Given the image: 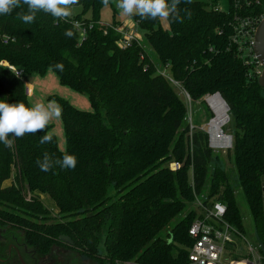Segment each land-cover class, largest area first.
I'll list each match as a JSON object with an SVG mask.
<instances>
[{
	"label": "trees",
	"instance_id": "1",
	"mask_svg": "<svg viewBox=\"0 0 264 264\" xmlns=\"http://www.w3.org/2000/svg\"><path fill=\"white\" fill-rule=\"evenodd\" d=\"M218 2L180 0L179 18L169 17L168 29L160 19L132 16L143 35L126 49L115 30L122 24L101 22L102 0H79L73 7L81 12L68 22L42 11L32 24L18 19L20 9L0 15V100L32 106L11 66L27 74L52 71L62 85L86 94L93 108L78 110L58 99L65 152L55 136L40 143L49 125L15 138L12 148L0 143L1 227L23 232L42 256L66 236L96 262L187 264L189 230L201 218L190 205L209 185L211 201L226 207L225 221L243 233L228 176L220 167L210 174L209 135L188 123L177 85L191 102L220 94L229 107L234 132L228 154L264 247V89L258 63L239 43L242 21L259 20L264 0H228L226 11ZM73 22L85 30L83 38ZM67 29L73 38L64 35ZM57 63L63 71L51 67ZM66 152L76 156L75 169L54 165L43 172L36 164L45 153L55 161ZM171 163L181 168L174 172ZM40 195L57 210L48 227L36 221L50 213Z\"/></svg>",
	"mask_w": 264,
	"mask_h": 264
},
{
	"label": "rangeland",
	"instance_id": "2",
	"mask_svg": "<svg viewBox=\"0 0 264 264\" xmlns=\"http://www.w3.org/2000/svg\"><path fill=\"white\" fill-rule=\"evenodd\" d=\"M210 2L211 0H204ZM219 7L226 11L229 7L228 0H219ZM81 12L80 7H73V16L77 13ZM88 14L86 15V17ZM115 18L116 22H120L122 25H125L127 28L131 29L137 37H141L143 35L142 31L137 27V24L133 21L132 16L127 17L120 14V10L116 7V0H112V3L107 7H104L101 10V22L106 25H110ZM161 20V19H160ZM162 26L165 29H168V23L166 20H161ZM121 27V26H120ZM149 51V50H148ZM160 71L166 75L170 76V70L168 68H160ZM22 80L26 86V84L31 85V93L29 96L30 104L33 105L35 103H44L47 104L49 101H58V99L66 100L73 107L78 110L92 112L93 108L90 104L89 98L86 94H81L73 89L62 85L57 76L52 72L48 71L45 75L39 74H27L23 73ZM176 91L179 95L184 99L188 106V123L192 128H200L201 130H205L208 132L209 122L215 118L216 114L213 109L209 107L206 100L208 96L204 97L200 101H189V98L186 94H184L176 85ZM58 103V102H57ZM213 117L211 120L210 118ZM50 131L53 136L56 137L59 149L62 152H65L67 149L66 138L64 133V126L61 120L53 119L50 123ZM222 130L226 135H232L234 132V125L232 123L227 122ZM208 134V133H207ZM210 147V145H209ZM220 167L223 169L228 176L231 187L233 188L236 196V203L239 210V213L244 222V231L242 236H236L233 234L234 245L227 246L228 254L231 253V256L235 257L233 252L242 253L244 256L248 254V247L251 245L253 248H259V242L256 235V223L253 215L250 212V209L247 205L244 193L239 185V181L237 178L236 170L233 166V159L229 156L228 150H218L213 149V162L210 165V174L214 168ZM40 199L43 201L44 205L50 209V213L46 215V219L40 218L37 221L39 225L42 226H50L53 224L54 219L56 217L57 210L54 203L50 200V198L46 195H40ZM204 202L211 201L209 198V185L203 190V193L199 196ZM199 199L194 200V203L190 205V209L195 210L197 214L200 215L198 203ZM178 219H175L170 226H173ZM4 228L0 229V264H23L18 257V254L15 253L14 249L11 250V254H9L8 246L12 243V234L14 233V237L18 240L19 243H23L24 233L13 230L12 228H6L7 239H3V231ZM5 231V230H4ZM12 231V232H11ZM12 233V234H9ZM11 236V237H9ZM164 236V233H162ZM103 255V250L100 251ZM44 260V264H108L105 262H96L86 257L80 255L77 250L73 247L62 244H56L52 247L50 253L45 257H40ZM232 259V258H231ZM4 261V262H3Z\"/></svg>",
	"mask_w": 264,
	"mask_h": 264
},
{
	"label": "clouds",
	"instance_id": "3",
	"mask_svg": "<svg viewBox=\"0 0 264 264\" xmlns=\"http://www.w3.org/2000/svg\"><path fill=\"white\" fill-rule=\"evenodd\" d=\"M105 7L109 5V0H102ZM79 0H0V15H9L15 9H20L17 13L18 19L25 24H32L38 12L50 14L55 20L68 22L73 16V6L78 5ZM180 0H116V7L123 16H139L142 19H161L169 17L176 20L179 18ZM27 6L24 10L23 6ZM78 27L73 22V28ZM64 35L73 38L75 33L72 29H67ZM51 67L59 71L64 70L62 63H57ZM18 74V73H17ZM62 116V108L56 101H49L47 104L35 103L31 107L23 102L8 103L0 100V143L7 148L14 147L15 138H22L26 134H36L45 130L53 119ZM9 137H13L10 139ZM53 140V134L47 132L41 137L40 143L46 144ZM36 164L43 172L50 171L54 165L61 168L75 169L77 158L67 152L61 159L53 161L45 153L43 159H38Z\"/></svg>",
	"mask_w": 264,
	"mask_h": 264
},
{
	"label": "built area",
	"instance_id": "4",
	"mask_svg": "<svg viewBox=\"0 0 264 264\" xmlns=\"http://www.w3.org/2000/svg\"><path fill=\"white\" fill-rule=\"evenodd\" d=\"M263 19L264 15H262L259 20L248 19L242 21L241 29L239 30V34L241 35L239 43L245 45L246 54L252 57V59L256 62L257 60L255 59L253 53L255 44L254 37L257 27L263 21ZM76 23L78 24V27L76 28L80 30V38H83L85 35V30L81 27V24L79 22ZM115 30L122 35V38L119 41V46L122 49L130 47L132 42L139 38L137 37V34H135L125 25H121V27L119 26ZM2 65L8 66L4 63ZM258 65V70L261 74L262 67L259 63ZM8 67L15 73L18 78H22V70L16 69L11 66ZM28 91L29 90L27 89V92ZM222 138L228 139L224 131L218 134L216 138H213L211 136L210 148L214 150L231 149L232 142H230L229 139L227 144L225 145H214L215 139L220 141L222 140ZM180 168L181 165L179 163L170 164V169L174 172L179 170ZM196 199H199V196H196ZM198 207L201 218H198L192 224L189 230V234L193 239V245L189 251L187 264H264V254L262 253L264 247L261 244H259L258 249H255L251 245H249L247 256H244L241 252L237 254L236 251L233 252L235 256L242 255L240 259L234 258L233 256H231V253L228 254L226 247L234 245L233 234L241 237L242 233L225 221L224 217L226 215V207L224 204L218 201L204 202L199 199Z\"/></svg>",
	"mask_w": 264,
	"mask_h": 264
},
{
	"label": "water",
	"instance_id": "5",
	"mask_svg": "<svg viewBox=\"0 0 264 264\" xmlns=\"http://www.w3.org/2000/svg\"><path fill=\"white\" fill-rule=\"evenodd\" d=\"M254 41H255V44H254V48H253V53H254L255 59L257 60V62L262 67V71H261V74L259 76L258 83L264 89V19L259 24V26L257 27L255 37H254ZM216 95L219 96L223 100L224 105L227 108V119L229 120V115H228L229 107L227 106L226 102L224 101V99L221 97L220 94H215L213 96H216ZM213 96H211V97H213ZM206 102H207V100H206ZM207 104H208V102H207ZM211 121H213V119ZM210 122H209V126H210ZM222 132L223 131L221 130L220 133H222ZM207 133L209 135V145H211V134H210L209 128H208ZM227 137H228L229 141L232 142V136L227 135ZM59 240L66 245L73 246V242L69 237L61 236L59 238Z\"/></svg>",
	"mask_w": 264,
	"mask_h": 264
},
{
	"label": "bare ground",
	"instance_id": "6",
	"mask_svg": "<svg viewBox=\"0 0 264 264\" xmlns=\"http://www.w3.org/2000/svg\"><path fill=\"white\" fill-rule=\"evenodd\" d=\"M208 105L211 109L214 110L216 116L213 121L210 122L209 131L213 138H216L220 131L222 130L223 126L229 122L227 119V108L224 105L223 100L219 96H213L207 98ZM228 139L222 138V140H214V145H225L227 144Z\"/></svg>",
	"mask_w": 264,
	"mask_h": 264
},
{
	"label": "flooded vegetation",
	"instance_id": "7",
	"mask_svg": "<svg viewBox=\"0 0 264 264\" xmlns=\"http://www.w3.org/2000/svg\"><path fill=\"white\" fill-rule=\"evenodd\" d=\"M1 228H4L2 231V233H3L2 238L7 239L8 237H7V235H5V233L7 232L6 228H9V227H1L0 226V229ZM9 234H12V233L9 232ZM11 236H12L13 240H12V243L8 246L9 254H11V250L14 249L15 253L18 254V257L23 264H44L43 263L44 260H42V258H40V257H45V256L37 254L34 249L29 247L27 245V243L25 242V238L23 239V241H24L23 243H19L18 240L14 237V233ZM11 236H9V237H11Z\"/></svg>",
	"mask_w": 264,
	"mask_h": 264
},
{
	"label": "crops",
	"instance_id": "8",
	"mask_svg": "<svg viewBox=\"0 0 264 264\" xmlns=\"http://www.w3.org/2000/svg\"><path fill=\"white\" fill-rule=\"evenodd\" d=\"M26 88L29 90V91H28V95H30V93H31V85L26 84Z\"/></svg>",
	"mask_w": 264,
	"mask_h": 264
}]
</instances>
